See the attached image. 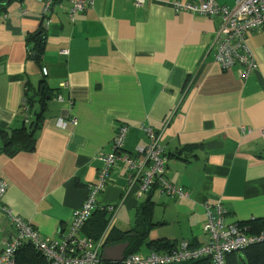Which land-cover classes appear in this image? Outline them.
Segmentation results:
<instances>
[{
    "label": "crops",
    "instance_id": "crops-1",
    "mask_svg": "<svg viewBox=\"0 0 264 264\" xmlns=\"http://www.w3.org/2000/svg\"><path fill=\"white\" fill-rule=\"evenodd\" d=\"M0 1L7 2L0 12L3 203L41 237L66 235L122 125L128 154L149 143L142 126L160 134L167 179L189 194L180 199L153 190L137 198L128 193L126 168L118 162L109 169L98 204L118 206L110 230H130L138 210L149 209L136 253L205 243L206 203L220 202L227 222L247 232L264 221V31L247 35L255 69L244 80L241 66L223 69L214 61L220 17L175 12L176 2L194 0H95L73 21L69 1L55 0L47 25L38 0ZM39 30L45 37L37 64L28 41ZM25 99L32 103L28 118ZM99 218L106 216L97 209L78 237L97 238ZM11 234L0 210V252Z\"/></svg>",
    "mask_w": 264,
    "mask_h": 264
},
{
    "label": "built area",
    "instance_id": "built-area-1",
    "mask_svg": "<svg viewBox=\"0 0 264 264\" xmlns=\"http://www.w3.org/2000/svg\"><path fill=\"white\" fill-rule=\"evenodd\" d=\"M38 1L42 5V19L46 24L55 0ZM68 1V18L73 21L77 14L91 9L95 0ZM132 1L140 5L147 0ZM174 9L177 13L189 12L205 17H220L222 26L215 41L214 61L223 69L241 66L243 79L249 77L255 69V63L247 46V35L254 29L264 31V0H234L233 7L220 5L217 0H194L186 3L176 2ZM43 75H46L45 71ZM61 100L60 96L56 98V101ZM21 109L28 118L29 107L26 100H23ZM76 124L77 119L74 118L71 125ZM56 126L64 128L65 123L57 120ZM141 130L147 135L149 143L143 148H138L134 154L124 152L128 127L122 125L115 130L111 152L101 158L104 168L100 172L98 183L87 189L85 201L73 212L69 229L61 239L41 237L35 227L4 206L7 184L0 180V210L12 229L10 239L3 243L0 264H17L16 254L23 246L33 247L46 264H101V254L107 246L106 239L118 206H99L98 198L106 185L109 169L118 162L126 168L128 193L134 191L137 198L153 190L171 198H188L189 194L183 187L172 184L167 179V157L160 144V134L147 126H142ZM261 134L264 137V130ZM97 209L105 214L106 227L97 238H79V233ZM203 209V232L207 239L205 243L199 246L180 243L168 250L125 254L121 262L110 264H184L205 258L212 264H225L228 254L238 252L250 243L264 241V232L257 236L251 235L242 225L227 222L226 212L220 202L212 205L206 203Z\"/></svg>",
    "mask_w": 264,
    "mask_h": 264
},
{
    "label": "trees",
    "instance_id": "trees-1",
    "mask_svg": "<svg viewBox=\"0 0 264 264\" xmlns=\"http://www.w3.org/2000/svg\"><path fill=\"white\" fill-rule=\"evenodd\" d=\"M7 6V2L0 1V12L5 11V7ZM44 32L43 30L37 31L35 34L29 37V45L31 46L28 51L29 59H32L37 64L40 63L41 54L44 46ZM42 95H44L42 93ZM30 98V97H29ZM32 99V98H30ZM30 99H25L26 103L30 109L31 101ZM41 117V115L39 116ZM30 127V126H29ZM16 136V134L14 135ZM11 139H6L5 143H8ZM107 219L99 218L96 222L95 232H102L106 227ZM253 223V222H252ZM150 225L149 218V209L146 206L141 207L138 210L136 215V219L134 222V226L125 232L114 233L113 229L110 230V234L108 235L107 245H117L121 243H128L129 247L126 250V255L131 253H136L138 246H141L145 243L147 230ZM249 234L251 235H259L264 232V221H260L256 225L253 224L249 228ZM113 231V232H112ZM153 243L148 242L147 245L151 246ZM154 245V244H153ZM156 246V244H155ZM163 246V244L161 245ZM163 249L155 248L154 250L163 251L168 250L174 247V245L165 244ZM17 264H46L39 255V253L33 249L31 246H23L18 253L16 254ZM110 264V263H106ZM184 264H212L211 261L207 258L201 259L195 262H188ZM225 264H264V241L250 243L245 245L238 252H233L227 255L225 259Z\"/></svg>",
    "mask_w": 264,
    "mask_h": 264
},
{
    "label": "water",
    "instance_id": "water-1",
    "mask_svg": "<svg viewBox=\"0 0 264 264\" xmlns=\"http://www.w3.org/2000/svg\"><path fill=\"white\" fill-rule=\"evenodd\" d=\"M129 244L121 243L117 245H107L104 247L101 254V261L103 263H119L122 261Z\"/></svg>",
    "mask_w": 264,
    "mask_h": 264
},
{
    "label": "rangeland",
    "instance_id": "rangeland-1",
    "mask_svg": "<svg viewBox=\"0 0 264 264\" xmlns=\"http://www.w3.org/2000/svg\"><path fill=\"white\" fill-rule=\"evenodd\" d=\"M101 264H105V263H101Z\"/></svg>",
    "mask_w": 264,
    "mask_h": 264
}]
</instances>
